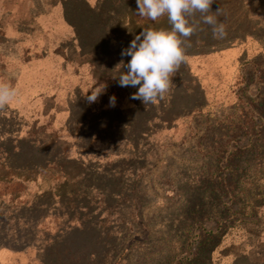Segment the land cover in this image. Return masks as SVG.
<instances>
[{"label": "rangeland", "instance_id": "obj_1", "mask_svg": "<svg viewBox=\"0 0 264 264\" xmlns=\"http://www.w3.org/2000/svg\"><path fill=\"white\" fill-rule=\"evenodd\" d=\"M137 12L0 0V81L18 89L0 182L27 186L0 199V264H264V0H214L223 39L189 17L187 59L145 105L119 86L121 52L171 25Z\"/></svg>", "mask_w": 264, "mask_h": 264}, {"label": "clouds", "instance_id": "obj_2", "mask_svg": "<svg viewBox=\"0 0 264 264\" xmlns=\"http://www.w3.org/2000/svg\"><path fill=\"white\" fill-rule=\"evenodd\" d=\"M136 2L137 15L152 21L167 15L171 27L148 28L121 52L122 56H129L131 59L123 65L127 71L119 75V86H139L131 98L141 100L144 105L155 104L169 91L172 85L171 77L187 59L182 45L197 28V25L190 23L188 18L199 13L203 23L212 27L213 37L216 39H223L226 36V29L223 23L217 22L214 14H209L214 0H136ZM219 11L220 9L216 13ZM182 37L185 39H181ZM99 94L100 92L89 96V102H95ZM17 95L16 87L0 81V109L11 103ZM115 100V96L110 97V106H115Z\"/></svg>", "mask_w": 264, "mask_h": 264}, {"label": "trees", "instance_id": "obj_3", "mask_svg": "<svg viewBox=\"0 0 264 264\" xmlns=\"http://www.w3.org/2000/svg\"><path fill=\"white\" fill-rule=\"evenodd\" d=\"M137 20L140 23H147L148 21H150L149 18L147 17H143V16H139L137 15ZM86 53L87 56H91L92 52L90 50H85L84 51ZM36 176V171H29V174L27 176L28 180H33ZM27 188L26 184L24 182L18 181V182H0V199L5 197V196H11V197H18L22 192L25 191V189ZM215 233H209L208 234V238L206 239V241H211L215 238ZM189 264V263H188Z\"/></svg>", "mask_w": 264, "mask_h": 264}]
</instances>
